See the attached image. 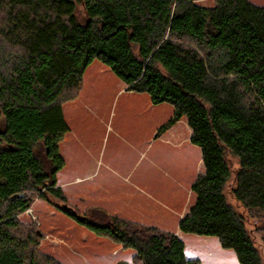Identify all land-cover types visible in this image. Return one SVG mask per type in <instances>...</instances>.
<instances>
[{
  "label": "trees",
  "instance_id": "1",
  "mask_svg": "<svg viewBox=\"0 0 264 264\" xmlns=\"http://www.w3.org/2000/svg\"><path fill=\"white\" fill-rule=\"evenodd\" d=\"M96 59L127 91L172 105L158 132L183 118L192 130L204 169L180 231L218 238L241 264H264L228 200L264 211V4L253 0H0V264H42L17 215L30 207L29 189L64 199L63 108ZM78 220L133 249L138 264H199L157 225Z\"/></svg>",
  "mask_w": 264,
  "mask_h": 264
},
{
  "label": "rangeland",
  "instance_id": "2",
  "mask_svg": "<svg viewBox=\"0 0 264 264\" xmlns=\"http://www.w3.org/2000/svg\"><path fill=\"white\" fill-rule=\"evenodd\" d=\"M196 2L213 5L215 0ZM78 9L86 18L83 6ZM126 89L100 60L87 68L78 96L63 108L70 127L61 148L66 165L58 175L64 199L29 189L32 201L17 215V233L32 235L31 247L42 264H138L133 249L91 230L78 217L101 227L124 219L176 232L185 241L187 257L199 264H241L236 252L223 248L218 238L177 230V217L168 215L179 205L185 210L193 205L195 195L186 188L204 169L201 149L191 142L178 146L161 141L159 136L189 141L187 120L158 132L172 117V105H154L148 94ZM149 142L154 143L151 149ZM146 147L149 155L142 161ZM228 200L244 215L264 259V211L245 209L230 193Z\"/></svg>",
  "mask_w": 264,
  "mask_h": 264
},
{
  "label": "crops",
  "instance_id": "3",
  "mask_svg": "<svg viewBox=\"0 0 264 264\" xmlns=\"http://www.w3.org/2000/svg\"><path fill=\"white\" fill-rule=\"evenodd\" d=\"M167 131V130H166ZM165 131V132H166ZM165 132H163V133H165ZM157 133L158 132H156V134H155V138L157 139L158 138V136H157ZM191 136H192V134H191ZM191 136H190V140H191ZM159 139L162 141H164V142H166V143H175L176 145H178V146H183L184 144H187V143H189V142H191L190 140L189 141H186V140H181V141H179V142H172V141H168V140H166L165 139V137L163 138L162 136H159ZM176 140V139H175ZM185 142H187V143H185ZM153 144L154 143H152V142H149V144H148V146H150V149L152 148V146H153ZM147 146V147H148ZM147 147L146 148H144L143 150H141V156H142V161L146 158V157H148V155H149V153H148V151L146 152V149H147ZM199 161L202 163V159L200 158L199 159ZM203 172V171H202ZM125 178L126 179H128V180H132V176H130V174H127V175H125ZM193 183V180L191 181V182H189L188 183V186H187V190L186 191H190V193H192L191 192V184ZM177 205V204H176ZM172 206V205H171ZM174 208V207H173ZM181 207H180V205L178 206V207H175V210L173 209V212H175V213H173V215H168L169 217H173L174 215L177 217V220L176 221H174V222H176V228H177V230H180L179 229V221H180V219L181 218H183L186 214H188V212H189V209L188 210H185V208H182L181 210ZM176 217H173L174 218V220L176 219ZM169 231H172V230H169ZM176 233V232H175Z\"/></svg>",
  "mask_w": 264,
  "mask_h": 264
}]
</instances>
